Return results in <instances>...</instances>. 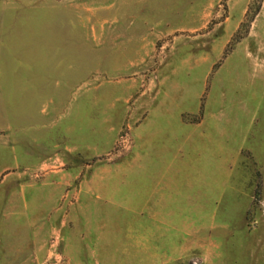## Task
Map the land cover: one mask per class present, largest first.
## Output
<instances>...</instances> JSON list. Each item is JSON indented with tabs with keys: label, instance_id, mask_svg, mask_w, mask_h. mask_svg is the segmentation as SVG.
<instances>
[{
	"label": "rangeland",
	"instance_id": "1",
	"mask_svg": "<svg viewBox=\"0 0 264 264\" xmlns=\"http://www.w3.org/2000/svg\"><path fill=\"white\" fill-rule=\"evenodd\" d=\"M0 141V264H264V0H0Z\"/></svg>",
	"mask_w": 264,
	"mask_h": 264
},
{
	"label": "crops",
	"instance_id": "2",
	"mask_svg": "<svg viewBox=\"0 0 264 264\" xmlns=\"http://www.w3.org/2000/svg\"><path fill=\"white\" fill-rule=\"evenodd\" d=\"M11 148L10 146V142L9 141H0V153L3 151V150H7ZM12 149V148H11ZM13 151H14V148H13ZM20 164H22L20 158L16 157V162L14 164V168L18 167ZM8 170H10L9 168L7 167H3L0 169V177L4 174V178L7 177L8 174H5V172H7Z\"/></svg>",
	"mask_w": 264,
	"mask_h": 264
}]
</instances>
